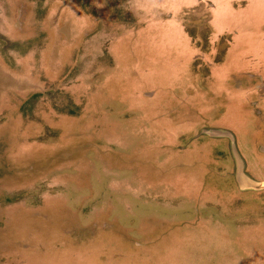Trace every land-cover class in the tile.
Wrapping results in <instances>:
<instances>
[{
	"label": "rangeland",
	"instance_id": "rangeland-1",
	"mask_svg": "<svg viewBox=\"0 0 264 264\" xmlns=\"http://www.w3.org/2000/svg\"><path fill=\"white\" fill-rule=\"evenodd\" d=\"M239 161L264 0H0V264H264Z\"/></svg>",
	"mask_w": 264,
	"mask_h": 264
},
{
	"label": "water",
	"instance_id": "water-1",
	"mask_svg": "<svg viewBox=\"0 0 264 264\" xmlns=\"http://www.w3.org/2000/svg\"><path fill=\"white\" fill-rule=\"evenodd\" d=\"M239 164L241 165L240 167L241 170H239V173H237V176H236V183L239 189L243 192H246V191L258 192V191L264 190V182L253 180L252 177H250L244 172V169L242 167L243 164L240 161H239Z\"/></svg>",
	"mask_w": 264,
	"mask_h": 264
},
{
	"label": "crops",
	"instance_id": "crops-1",
	"mask_svg": "<svg viewBox=\"0 0 264 264\" xmlns=\"http://www.w3.org/2000/svg\"><path fill=\"white\" fill-rule=\"evenodd\" d=\"M236 152V151H235ZM237 153V152H236Z\"/></svg>",
	"mask_w": 264,
	"mask_h": 264
}]
</instances>
